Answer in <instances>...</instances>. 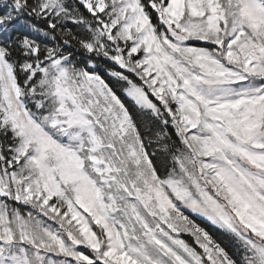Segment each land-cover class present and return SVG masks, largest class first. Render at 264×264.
Returning a JSON list of instances; mask_svg holds the SVG:
<instances>
[{
    "label": "snow or ice",
    "instance_id": "1",
    "mask_svg": "<svg viewBox=\"0 0 264 264\" xmlns=\"http://www.w3.org/2000/svg\"><path fill=\"white\" fill-rule=\"evenodd\" d=\"M0 264H264V0H0Z\"/></svg>",
    "mask_w": 264,
    "mask_h": 264
},
{
    "label": "trees",
    "instance_id": "2",
    "mask_svg": "<svg viewBox=\"0 0 264 264\" xmlns=\"http://www.w3.org/2000/svg\"><path fill=\"white\" fill-rule=\"evenodd\" d=\"M202 223H204V222H202Z\"/></svg>",
    "mask_w": 264,
    "mask_h": 264
}]
</instances>
